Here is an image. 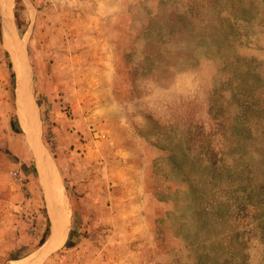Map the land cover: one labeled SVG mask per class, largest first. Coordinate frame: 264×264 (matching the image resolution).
<instances>
[{"label":"rangeland","instance_id":"obj_1","mask_svg":"<svg viewBox=\"0 0 264 264\" xmlns=\"http://www.w3.org/2000/svg\"><path fill=\"white\" fill-rule=\"evenodd\" d=\"M11 263L264 264V0H0Z\"/></svg>","mask_w":264,"mask_h":264},{"label":"bare ground","instance_id":"obj_2","mask_svg":"<svg viewBox=\"0 0 264 264\" xmlns=\"http://www.w3.org/2000/svg\"><path fill=\"white\" fill-rule=\"evenodd\" d=\"M17 68H18V66H17ZM20 68H21V66H20ZM20 73L21 72H19L18 74H20ZM20 97H22V96H20ZM21 101H22V99H21ZM19 118H20V122H21L22 126L25 127V128H27L28 126H27V123H26V119H25L22 111H20V117ZM43 159H44V162H45V165H46L45 166V176H43V177H45V179H46L45 181H47V183H49L50 185L52 183H54V185L56 186L57 182H56V179H55V177L53 175V168H52V165L50 163V159H47L46 157L43 158ZM38 165L42 167L44 165L43 164V161L41 163V161L38 160ZM48 171H50V176L48 174ZM61 201H62V199H61ZM61 201L58 199L57 195L53 197V205H54L53 211L54 212L52 211V216H53V222H54V230H55V232H54V236L51 237V239H49V241L45 243L42 252H48L49 250L56 248L60 244V242L63 240L64 234H65V231H66V226H67V214H66V211L67 210L65 211L64 205L62 204ZM63 222H65V229H63V231L61 232L62 227H63V224H62ZM57 235H59L58 236L59 237V240H58L57 243H54L53 242V239L55 237H57ZM11 264H14V263H11Z\"/></svg>","mask_w":264,"mask_h":264},{"label":"trees","instance_id":"obj_3","mask_svg":"<svg viewBox=\"0 0 264 264\" xmlns=\"http://www.w3.org/2000/svg\"><path fill=\"white\" fill-rule=\"evenodd\" d=\"M47 230V229H46ZM43 243V240H40L39 244H42Z\"/></svg>","mask_w":264,"mask_h":264},{"label":"built area","instance_id":"obj_4","mask_svg":"<svg viewBox=\"0 0 264 264\" xmlns=\"http://www.w3.org/2000/svg\"><path fill=\"white\" fill-rule=\"evenodd\" d=\"M101 136H103V135H101Z\"/></svg>","mask_w":264,"mask_h":264}]
</instances>
